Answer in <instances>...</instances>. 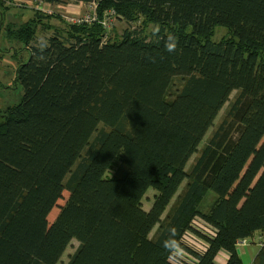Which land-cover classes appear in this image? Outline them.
I'll list each match as a JSON object with an SVG mask.
<instances>
[{
	"label": "trees",
	"instance_id": "trees-1",
	"mask_svg": "<svg viewBox=\"0 0 264 264\" xmlns=\"http://www.w3.org/2000/svg\"><path fill=\"white\" fill-rule=\"evenodd\" d=\"M37 1L0 0L2 36L28 53L14 79L22 97L0 122V264H57L72 240L67 264H167L174 248L242 264L234 245L264 233V0H39L96 5V22L53 16L65 29L46 42L35 36L49 15L4 22L9 5ZM111 10L134 28L106 40ZM217 27L229 37L213 41ZM196 217L214 239L191 227ZM187 231L205 255L181 243ZM251 264H264V246Z\"/></svg>",
	"mask_w": 264,
	"mask_h": 264
},
{
	"label": "rangeland",
	"instance_id": "rangeland-1",
	"mask_svg": "<svg viewBox=\"0 0 264 264\" xmlns=\"http://www.w3.org/2000/svg\"><path fill=\"white\" fill-rule=\"evenodd\" d=\"M68 5H71V4H68ZM68 5L66 4L64 6L66 7ZM9 6H12V8L6 12V15L4 16V22L5 24L8 22L10 23L12 22L14 23L13 25L15 27H18L19 23L24 22L34 16L33 14L34 12H36L34 9L37 6V4L35 3L26 4L22 2H14L12 5H9ZM53 12L54 14L49 16L50 19L44 20L45 26L47 27L49 25L51 26V28H48L46 30H38L35 36V39L37 42H46L51 36L55 35L56 30L59 32H62L65 29V25L59 19H57L56 17H53V16H57V17L63 18L64 14H60L59 10H57L56 8H53ZM92 12H93L92 4L83 5L78 10H74V13L76 15H79L80 17H85ZM129 28L133 29L134 25L130 27L123 20L118 21L116 18L115 20L112 21L111 27L106 31L104 38L106 40L107 39L112 40L115 37L119 39L123 31ZM151 30H152V27L150 26L148 29V32H150ZM2 32L3 30L0 29V122H2L4 119L3 116L5 114L6 109L17 105L22 97V88L19 84L14 82V79H15V74L17 71L18 64L25 63V61L28 59L27 51H25L22 46L16 45L11 41H7L2 36ZM228 37L229 35L227 34V31L225 28L217 27L214 31L213 41L218 42L219 40H222ZM235 94L236 93L233 92L230 95L229 101L233 99ZM227 105L228 103L225 104V106L219 112L218 116L216 117L213 123V126L207 131L198 149L202 147L204 142L210 137L212 131H214L217 125L220 123L224 115V112L227 108ZM101 126L102 125L99 122L93 123V125L90 128V132L88 136H86L83 139L77 151L75 152V156H74L75 158L69 162V164L65 167L64 171L60 175L59 182L64 183L69 171L74 167L78 158L83 154L87 143L93 138L95 132L99 128H101ZM195 157L196 155L194 154L190 158V160L187 163V167L192 163ZM184 183L185 181L182 183L181 188L184 185ZM154 195H156V191L152 189H149L146 192V195L142 200V208L144 210L148 211L150 209ZM67 197H68V192L64 191L62 193V198L57 202L56 206L52 209L48 217L49 223H52V221L55 219L56 215L59 212V208L64 205V202ZM213 198H214V195L208 191L205 196L204 201L201 203V206L208 207L211 204V200ZM77 247H78V242L76 240H72L67 246L65 252L61 256L57 264H67L69 258L74 254Z\"/></svg>",
	"mask_w": 264,
	"mask_h": 264
},
{
	"label": "crops",
	"instance_id": "crops-1",
	"mask_svg": "<svg viewBox=\"0 0 264 264\" xmlns=\"http://www.w3.org/2000/svg\"><path fill=\"white\" fill-rule=\"evenodd\" d=\"M29 4L31 3L29 2ZM76 5H79V7L77 8H81V6H83L84 4L79 3ZM191 227L207 238L214 239L216 236V231L197 217L193 218V220L191 221ZM260 235L264 236V233L257 232L253 235V237H257ZM181 243L193 253L200 256L205 255L209 249V245L207 244V242L196 236L191 231H187L183 234ZM258 251L259 247L255 243L248 242L244 245V247L239 251V254L237 255L239 256L242 264H251ZM229 258L230 256L228 253L219 250L213 258V264H227ZM167 264H198V260L189 252L181 248H174L171 252V255L167 259Z\"/></svg>",
	"mask_w": 264,
	"mask_h": 264
},
{
	"label": "built area",
	"instance_id": "built-area-1",
	"mask_svg": "<svg viewBox=\"0 0 264 264\" xmlns=\"http://www.w3.org/2000/svg\"><path fill=\"white\" fill-rule=\"evenodd\" d=\"M26 4H29V2H25ZM31 3V2H30ZM37 6L35 7V11L41 14H45V15H52L54 14L53 9L50 8L49 5L42 3V1H37L36 2ZM93 5V12L90 13L89 15L85 16V17H80L79 15H76L74 13V10H78L79 5H68V6H58L56 9L59 10L60 14H64V19L70 23V24H75V25H79V24H85V23H92V22H96L97 18L95 15V8L96 5ZM46 8V9H45ZM116 19V15L114 13L113 10L108 11L106 14H104V17L102 19V21L100 22V25L102 27V29L106 32L112 24V21ZM248 242H253L255 243L259 248L264 246V237L263 236H257V237H252L249 239H243L240 242H237L234 245V249L236 250V252H238L244 247V245Z\"/></svg>",
	"mask_w": 264,
	"mask_h": 264
},
{
	"label": "clouds",
	"instance_id": "clouds-1",
	"mask_svg": "<svg viewBox=\"0 0 264 264\" xmlns=\"http://www.w3.org/2000/svg\"><path fill=\"white\" fill-rule=\"evenodd\" d=\"M168 50H169V51H172V50H173V48L169 47V48H168Z\"/></svg>",
	"mask_w": 264,
	"mask_h": 264
},
{
	"label": "water",
	"instance_id": "water-1",
	"mask_svg": "<svg viewBox=\"0 0 264 264\" xmlns=\"http://www.w3.org/2000/svg\"><path fill=\"white\" fill-rule=\"evenodd\" d=\"M238 253V252H237Z\"/></svg>",
	"mask_w": 264,
	"mask_h": 264
}]
</instances>
